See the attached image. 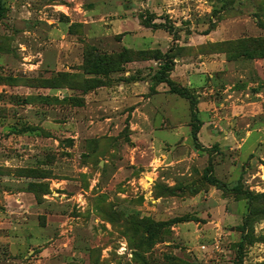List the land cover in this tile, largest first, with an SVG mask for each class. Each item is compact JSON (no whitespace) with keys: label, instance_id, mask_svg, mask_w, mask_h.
<instances>
[{"label":"rangeland","instance_id":"obj_1","mask_svg":"<svg viewBox=\"0 0 264 264\" xmlns=\"http://www.w3.org/2000/svg\"><path fill=\"white\" fill-rule=\"evenodd\" d=\"M0 264H264V0H1Z\"/></svg>","mask_w":264,"mask_h":264},{"label":"trees","instance_id":"obj_2","mask_svg":"<svg viewBox=\"0 0 264 264\" xmlns=\"http://www.w3.org/2000/svg\"><path fill=\"white\" fill-rule=\"evenodd\" d=\"M1 1V0H0ZM124 55L119 54V55H99L93 57L94 63H97L95 65L96 68L103 69L104 71H110L109 68H115L116 65L119 63H123L121 59H123ZM129 57H126V62H129ZM121 65V64H120ZM116 69V68H115ZM160 83L166 82L168 85H170V80L160 77L158 80ZM104 86L103 84H99L97 87Z\"/></svg>","mask_w":264,"mask_h":264}]
</instances>
